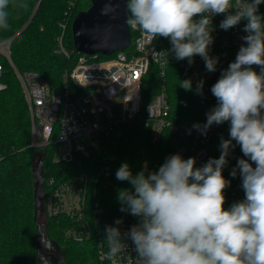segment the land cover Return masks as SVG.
<instances>
[{"label":"clouds","instance_id":"9594fccd","mask_svg":"<svg viewBox=\"0 0 264 264\" xmlns=\"http://www.w3.org/2000/svg\"><path fill=\"white\" fill-rule=\"evenodd\" d=\"M9 0H0V28H7ZM264 0H128L126 23L152 38L170 39L177 60L199 55L206 70L214 72L218 58L209 55L213 43L212 17L225 14L219 27L228 30L247 23L234 62L224 70L211 92L217 104L206 114L205 132L213 124L230 123V139L221 140V155L195 167V158L175 154L158 171L133 175L128 163L116 172L133 190H120L121 211L139 217L130 237L134 264H264ZM235 9L234 12L231 10ZM199 16L197 20L195 17ZM253 65L260 66L257 73ZM181 87L190 90L185 80ZM203 81L196 88L202 94ZM197 129L200 125H195ZM235 141L248 159H239L245 198L225 209L224 190L230 181L222 174ZM251 161V163L249 162ZM255 164V167H253ZM122 220L118 219L119 225ZM108 258L127 248L118 227H107ZM115 264V260H113ZM130 264L132 262L130 261Z\"/></svg>","mask_w":264,"mask_h":264},{"label":"built area","instance_id":"2783aa9c","mask_svg":"<svg viewBox=\"0 0 264 264\" xmlns=\"http://www.w3.org/2000/svg\"><path fill=\"white\" fill-rule=\"evenodd\" d=\"M236 0H233L235 5ZM264 5H259V11ZM73 6L70 2L68 10ZM232 12L235 9L231 10ZM258 11V13H259ZM67 15V13H65ZM197 16L195 19H199ZM225 14L212 17L210 27L213 43L209 55L218 58L216 70H206L204 60L196 55L189 64L187 59L179 60L180 67L186 71L192 87L197 88L203 81L202 94L198 100L202 110V119L192 122H175L170 118V104L164 85L156 94L144 103L142 83L151 64L157 68L161 81L164 79L170 39L152 38L139 28L135 31L131 49L113 53L110 58L99 60L94 56L81 55L75 65L62 75L60 90H51L48 83L34 71L20 73L11 61L10 40L0 41L2 55L20 81L28 106L31 135L29 146L32 148L51 147L54 162L71 165L64 178L49 176L44 178L40 193L44 217L62 216L72 223L65 231L66 237L82 243L92 239L96 248L98 264H134L136 256L134 245L128 236L130 228L139 223L140 218H112L103 220L100 216L99 187L108 188L112 178L106 158L105 139L115 127L122 123L141 120L149 128L150 139L154 145L160 143L165 130L177 134L180 142L169 155L179 154L183 159L195 158V167L204 161L209 152L210 138L216 134V124L205 132L206 114L214 107L210 83L222 74L234 62L248 33L244 32L246 20H242L231 29L219 27ZM61 27L64 29V25ZM56 53L69 56L62 44V37L57 39ZM0 65V91L7 88L2 82L3 70ZM254 71L260 72V66L253 65ZM83 103L89 105L85 108ZM110 103L118 106L117 113L110 108ZM92 115V117L89 116ZM200 125L197 129L195 125ZM230 149L223 175H230L239 159H248L235 141ZM168 156V157H169ZM3 155L0 153V161ZM251 163V161H249ZM255 167V164H253ZM237 184L229 200L233 203L242 201L245 192L242 177L236 169ZM42 173V170H41ZM44 177V176H43ZM120 219L122 223L117 225ZM107 227H118L121 240L127 248L113 259L108 258L109 246L106 239Z\"/></svg>","mask_w":264,"mask_h":264},{"label":"trees","instance_id":"16d2710c","mask_svg":"<svg viewBox=\"0 0 264 264\" xmlns=\"http://www.w3.org/2000/svg\"><path fill=\"white\" fill-rule=\"evenodd\" d=\"M70 2H73L70 10ZM91 0H9L5 11L8 13L7 28H0V41L11 40V61L20 72H37L49 85L51 90H60L62 75L70 70L79 56L84 55L74 49L71 24L75 16L86 11ZM67 13V15H65ZM264 17V5L259 13ZM130 13L128 12V17ZM264 22V21H262ZM64 25V29L61 27ZM130 28V25H129ZM130 31V46L134 44L135 31ZM18 33V34H17ZM62 37V44L69 56L56 53L57 39ZM163 40L167 38L160 37ZM168 47V58L163 81L157 68L151 64L142 83L144 103L159 92L164 85L170 104V118L175 122H192L202 119V110L198 94L194 87L185 90L181 83L188 80V75L179 60ZM110 56L96 55L99 60ZM2 65V82L7 88L0 91V264H38L36 257L37 229L33 221V179L31 168L41 157L44 178L55 176L64 178L71 165L55 163L51 147L32 148L29 146L31 121L26 100L13 69L7 60L0 55ZM257 72V71H256ZM259 73V72H257ZM221 75L210 83L212 86ZM212 96L214 107L216 98ZM264 114V110H262ZM230 123L216 125V134L210 138L207 158L196 168L202 167L210 158L221 155V140L230 139ZM180 142L177 134L165 130L161 134L160 143L154 145L150 139L149 128L141 120L122 123L112 130L105 139L106 158L110 166L111 178L115 188L99 187L100 216L103 220L126 218L132 215L122 212L118 200L120 190H133L128 181H119L116 172L125 162L133 175L144 171L145 175L158 171L166 158ZM230 181L224 190L225 209H229L228 196L234 190L238 177L223 175ZM44 231L65 252L66 264H98L95 243L92 239L82 243L66 237L65 231L72 223L62 216L44 217Z\"/></svg>","mask_w":264,"mask_h":264},{"label":"water","instance_id":"95a60500","mask_svg":"<svg viewBox=\"0 0 264 264\" xmlns=\"http://www.w3.org/2000/svg\"><path fill=\"white\" fill-rule=\"evenodd\" d=\"M127 2L128 0H91V6L86 11L79 12L72 21L71 34L74 49L87 56H110L127 48L130 44L129 25L126 23L128 19ZM42 164L43 160L39 157L31 168L34 201L33 221L37 229L36 255L38 264H41L40 247H44L51 256L59 254L64 257L63 248L46 234L44 223L39 221L43 214L42 200L39 195L44 181L41 173Z\"/></svg>","mask_w":264,"mask_h":264},{"label":"flooded vegetation","instance_id":"af4514ba","mask_svg":"<svg viewBox=\"0 0 264 264\" xmlns=\"http://www.w3.org/2000/svg\"><path fill=\"white\" fill-rule=\"evenodd\" d=\"M48 255H49V252H47L44 247H40L39 259H40L41 264H61V263H66V261H65V252H64V257H61L59 254H53V256H51V255L48 256ZM36 257H38V256L36 255ZM37 263H38V258H37Z\"/></svg>","mask_w":264,"mask_h":264},{"label":"rangeland","instance_id":"374dc122","mask_svg":"<svg viewBox=\"0 0 264 264\" xmlns=\"http://www.w3.org/2000/svg\"><path fill=\"white\" fill-rule=\"evenodd\" d=\"M12 39V38H11ZM11 39H9L10 41H11ZM11 43V42H10ZM17 78V77H16ZM18 82H19V84H20V81L18 80ZM20 87H21V84H20ZM21 90H22V96H23V98L25 99V95H24V92H23V89H22V87H21ZM156 94V93H155ZM154 95V94H153ZM83 106L85 107V108H87V107H89V105L88 104H86V103H83ZM110 108L113 110V112L114 113H117V111H118V106L117 105H115V104H113V103H110ZM89 116L90 117H92V115L91 114H89ZM112 186H111V184L109 185V187L108 188H110V187H116L115 186V182L112 180ZM39 221H40V223H44L45 222V219H44V216L43 215H41L40 216V218H39ZM45 224V223H44Z\"/></svg>","mask_w":264,"mask_h":264}]
</instances>
